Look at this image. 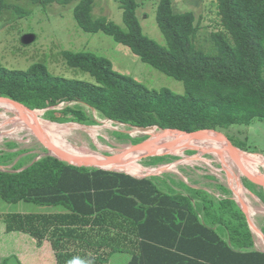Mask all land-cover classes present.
<instances>
[{
	"label": "trees",
	"instance_id": "16d2710c",
	"mask_svg": "<svg viewBox=\"0 0 264 264\" xmlns=\"http://www.w3.org/2000/svg\"><path fill=\"white\" fill-rule=\"evenodd\" d=\"M30 1L65 6L73 0ZM96 1L78 0L73 8L77 26L110 36L144 64L182 82V94L149 89L114 70L103 56L62 51L66 65L93 82L55 76L41 63L26 70L0 66V96L31 110L53 107L41 117L57 124L93 126L110 120L189 133L264 121V0H216L222 29L211 33L207 52L194 44L198 25L193 13L174 12L172 0H158L155 12L166 46L143 33L137 0H114L125 29L105 17L93 18ZM8 7L0 0V12ZM6 155L0 151V164ZM165 158L147 161L155 166ZM183 186L186 193L166 192L154 177L77 167L45 153L11 170L0 169L2 201L36 204L42 210L1 213L0 221L7 233L25 234L39 243L48 240L57 264H108L130 241L139 242L131 244L128 264H264V252L254 248L255 235L225 188L226 197L217 199ZM182 245L203 250L192 254Z\"/></svg>",
	"mask_w": 264,
	"mask_h": 264
},
{
	"label": "rangeland",
	"instance_id": "374dc122",
	"mask_svg": "<svg viewBox=\"0 0 264 264\" xmlns=\"http://www.w3.org/2000/svg\"><path fill=\"white\" fill-rule=\"evenodd\" d=\"M5 2L9 7L0 12V66L12 70H26L34 63H41L55 76L93 82L88 74L68 67L62 57V51L91 52L107 58L114 70L136 79L149 89L167 88L176 94L183 93L182 82L144 64L127 47L118 44L110 36L101 32L95 34L83 32L73 17V8L78 0H73L65 6L56 3L42 6L30 0H5ZM137 2L139 5L137 17L143 33L159 45L166 46L155 20L158 0H137ZM172 7L176 13H193L195 23L198 25L194 44L206 52L210 51L211 33L222 29L216 0H172ZM92 17H105L125 29L122 22V10L114 0H97ZM63 106L65 105L60 107ZM0 114H3L6 119L13 117L10 112L3 110H0ZM92 114L95 116L94 112ZM41 115L42 112H38V117L43 119ZM2 122L3 119L0 118V123ZM22 123L18 124L19 127L16 129H13L15 127L8 122L0 127V134H7L0 135V151L7 153L5 156L7 161L3 159L4 163L0 164L2 170H11L19 163L25 165L30 160H36L47 153L45 148L23 129L26 126L24 122ZM64 124L73 125V123L56 125ZM91 127H96V129L88 132L74 129L69 132L66 139L73 146L84 147L95 156L118 154L122 149L149 139L148 135L136 129L112 121L100 120L97 125L84 128ZM147 131L153 135L156 134L153 129ZM219 133L234 146L244 147L247 153L260 154L264 157V121L254 119L247 126H233ZM122 134L128 135L130 139L122 138L120 136ZM91 136L95 139L93 140ZM197 148L198 151L185 149L182 151L181 149L179 151V153L182 152L181 154L165 155L164 162L155 166H149L147 159L134 163L144 169L142 175L150 169L162 165L168 166V169L162 173L180 175L182 179L185 178L186 184L203 188L214 198L225 196L224 188L234 196L228 179L227 166H229L235 179L246 192L244 194L246 199L244 198L243 202H246L247 207L254 212L252 215L248 213L255 227L261 232V235L257 232L254 234L259 238L262 243L260 246L263 248L264 244L260 236L264 238V202L261 200V196L264 197V189L249 183L234 161L227 160L226 166L218 157L207 151L203 153V147L197 146ZM17 151H22V153L10 156ZM255 167L257 174H251L257 180L263 181L261 177L264 176V166L255 164ZM41 210V207L36 204H9L0 199V213Z\"/></svg>",
	"mask_w": 264,
	"mask_h": 264
},
{
	"label": "water",
	"instance_id": "95a60500",
	"mask_svg": "<svg viewBox=\"0 0 264 264\" xmlns=\"http://www.w3.org/2000/svg\"><path fill=\"white\" fill-rule=\"evenodd\" d=\"M0 105L13 106L14 108L18 109L19 111H21L25 115V117L23 118V121H24V125L26 127H24L23 129L28 131L30 133V135L33 136L46 149L47 155L52 156L54 158H57L58 160L63 161L69 165H73V166H77V167L96 168V169H101V170L125 173V174L133 176L135 178H147V177L153 176L155 174L162 173V172L166 171L168 169L167 166L162 165L160 167L150 169L151 171L144 174V175H137V174L127 173L123 170H118L114 167H106V165L110 161H115V160H117V161H125V160L139 161L142 159H147V158H152V157L165 156V155H168L169 153L164 152V150L170 149L176 144V143H166L162 146H159L158 149H156V150H153V151L146 150L151 145L153 136H155V135H151L152 138L150 136H148L149 139H146L145 141L138 143L136 145L129 146L126 149H122L118 154L108 155V156L96 155L93 158H84V159L69 158V157H65L63 155L58 154L54 149H52V148H54V147H52V143L37 129V127L33 126L32 123H30L26 120V117H28V116L38 117V112H42V114H43V112L48 110V109H54L53 107L48 108V109H43V110H36V109L31 110V109L24 107L22 104H20L17 101H14L8 97H1V96H0ZM12 115H13V117H11V119H13L15 117L14 114H12ZM8 120H10V119H6V121L3 120V124H5L7 122L9 123ZM106 121H110V120H106ZM55 124H57V123H55ZM73 124H75V123H73ZM76 125H78V124H76ZM78 126H81V125H78ZM81 127H86V126H81ZM127 127H130V126H127ZM130 128L136 129L140 133H145L144 131H147L150 129L155 130L156 134H164L166 132L178 133L181 135V137L183 139L191 138V137L206 138L210 142L221 147L225 152L232 155V157H233L232 161H234L236 163L237 168H238V166L241 167L240 172L243 174L244 178L249 183H252L253 185H257V186L264 189L263 181L257 180L251 173H249L245 168L242 167L243 155L247 154V155L259 157L263 161H264V157L260 154H252V153H247V152L243 151L239 147L234 146L229 141L224 139L219 132H216L213 130H201V131L188 133V132H182V131L177 130V129H160V128H157L156 126H150V127H145V128H141V127H130ZM9 132H11V131H9ZM0 135L3 136V135H7V134L1 133ZM185 150L198 151L197 149H193V148H187ZM231 190H232V188H231ZM232 192L234 194L233 200L237 203L238 207L240 208V210L245 215L247 223H248L250 229L252 230V232L253 233L257 232L258 234L261 235V232L255 227L251 216L249 215V213H247V205L238 196L235 195L233 190H232ZM260 239L262 240V242L264 244V238L262 236H260Z\"/></svg>",
	"mask_w": 264,
	"mask_h": 264
},
{
	"label": "bare ground",
	"instance_id": "6f19581e",
	"mask_svg": "<svg viewBox=\"0 0 264 264\" xmlns=\"http://www.w3.org/2000/svg\"><path fill=\"white\" fill-rule=\"evenodd\" d=\"M0 108H1L0 110H3L4 112H10L15 115L13 119L8 120L9 123H11L13 127H15L13 129H16L17 127H19L18 124H23L22 122H24L23 118L25 117V115L21 111L14 108L13 106L0 105ZM0 118L6 121V118L3 114H0ZM26 120L32 123L33 126L37 127V129L52 143V147H54L52 149H54L58 154L63 155L65 157L76 158V159L95 157V155H93L90 151H88V149L84 147L77 148L73 146L72 144H70V142L66 139V136L69 134L70 131L74 129L88 132L90 130L96 129V127L95 128L91 127V128L86 129L76 124H73L74 126L68 125V124L56 125L55 123L49 122L47 120H43L35 116H28L26 117ZM3 125H4L3 122L0 123V127ZM144 132H145L144 133L145 135H148V136L153 135L149 133L148 131H144ZM92 138L93 140L95 139L94 137ZM166 143H176L172 148L164 150V152H168L169 154L170 153L171 154H181L182 152L179 153V151L181 149L183 151L184 149H187V148H193V149L198 150L197 146H201L203 147V150H204L203 153L207 151L210 154L218 157L221 161H223V163H225L226 166H227V160H233V157L231 154L225 152L221 147L210 142L206 138L191 137V138L183 139L180 134H173L171 132H166L164 134H157V135L155 134V136H153L152 138L151 145L146 150H150V151L156 150L158 149L159 146H162ZM242 160H243L242 167L245 168L249 173L257 174L256 172L257 169L255 167V164L264 166V161L261 160L259 157L246 154V155H243ZM134 162H135L134 160H125V161L115 160V161H110L106 165V167H114L118 170H123L127 173L142 175V173L144 172V169L140 166H137ZM227 167H228V179L231 184V188L234 191L235 195L238 196L242 201H244L243 200L245 198L244 194L246 192L241 187V185H239L237 179H235L234 174L232 173V171H230L229 166ZM238 168L240 171L241 167L238 166ZM150 171L151 170H148V172ZM261 179L264 182V176L261 177ZM248 212L251 213V215L254 213L251 209L247 207V213Z\"/></svg>",
	"mask_w": 264,
	"mask_h": 264
},
{
	"label": "crops",
	"instance_id": "0c3cea01",
	"mask_svg": "<svg viewBox=\"0 0 264 264\" xmlns=\"http://www.w3.org/2000/svg\"><path fill=\"white\" fill-rule=\"evenodd\" d=\"M158 174L150 177H154V183L160 190L167 192L172 189L174 192L176 191L186 193V189L183 185L189 184H186L184 177L182 179L180 175V177L178 175H167L169 173H161L160 175ZM189 186L193 188H200L195 185ZM200 189L204 190L203 188ZM224 197H226V194L225 196H222L220 198ZM231 199L233 200L232 195ZM253 240L254 248L260 252H264V247L262 248L260 246L261 243L259 241V238L255 236ZM138 242L139 241H130L128 243V246L125 248L127 250L112 255L108 264H114L115 262L117 264H128L131 258V253H129V251L134 249L131 244H136ZM187 242L195 241L188 240ZM178 247L181 246L166 248L168 250H165L168 252L176 251L175 249H179ZM182 247L190 250L192 254L193 252L199 254L203 250L199 246L182 245ZM182 254L186 255L185 253ZM56 259V252L52 249L51 244L48 240H44L39 243L37 240L25 234L7 233L5 231L3 223L0 221V264H57Z\"/></svg>",
	"mask_w": 264,
	"mask_h": 264
}]
</instances>
